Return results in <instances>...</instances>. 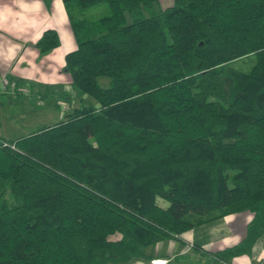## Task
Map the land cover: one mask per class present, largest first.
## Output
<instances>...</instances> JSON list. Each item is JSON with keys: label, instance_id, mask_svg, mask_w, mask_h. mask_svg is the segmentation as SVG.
I'll return each mask as SVG.
<instances>
[{"label": "trees", "instance_id": "trees-1", "mask_svg": "<svg viewBox=\"0 0 264 264\" xmlns=\"http://www.w3.org/2000/svg\"><path fill=\"white\" fill-rule=\"evenodd\" d=\"M61 2L74 97L57 98L79 102L0 138V264L135 263L241 212L244 237L207 256L248 253L264 230V0ZM34 46L48 53L56 32ZM249 55L247 71L233 66Z\"/></svg>", "mask_w": 264, "mask_h": 264}, {"label": "crops", "instance_id": "crops-1", "mask_svg": "<svg viewBox=\"0 0 264 264\" xmlns=\"http://www.w3.org/2000/svg\"><path fill=\"white\" fill-rule=\"evenodd\" d=\"M171 3L172 0H157L158 8ZM46 29L56 32L58 46L40 54L34 44ZM74 48L75 42L61 0H0V108L4 95H8L6 102H9V95L21 89L34 98V104L38 98L43 103L44 95L58 100L57 96L65 92L73 98L69 76L62 67L64 54ZM78 102L79 99L71 104L66 102L68 108L65 110L71 111ZM251 216L248 212L229 214L196 226L181 233L178 241L163 240L145 248V259L138 262L147 264L154 259L165 260L164 264H264V230L246 254L220 262L210 261L207 256L237 244L244 237ZM197 247L208 253L203 254ZM190 252L198 259L184 261Z\"/></svg>", "mask_w": 264, "mask_h": 264}, {"label": "rangeland", "instance_id": "rangeland-1", "mask_svg": "<svg viewBox=\"0 0 264 264\" xmlns=\"http://www.w3.org/2000/svg\"><path fill=\"white\" fill-rule=\"evenodd\" d=\"M158 7V5H156ZM103 8V5L100 6ZM100 7H98L100 9ZM91 18L97 16L91 9L87 11ZM254 63L253 55L243 57L233 63L234 67L242 71H247ZM99 83L102 85L107 82L104 77L98 78ZM24 89L16 90V94L9 95L10 101H7L8 95H4V103L1 104L0 108V125L2 131L0 130V136L6 141H12L14 138L27 136L41 127L50 126L56 121L60 120L64 116V107L68 106L64 102H57V99L52 97H47L43 99L41 105L34 104V98L30 97L28 93L24 92ZM56 96V93L54 94ZM92 104L94 101L86 96ZM160 205H166L165 202L159 200ZM111 239L117 238V235L110 237ZM153 251L152 247L150 249ZM184 261H194L198 258L195 257L191 252L184 257ZM180 262V263H184ZM110 264V263H109ZM121 264V263H119ZM128 264H132L131 262ZM147 264H151L149 261Z\"/></svg>", "mask_w": 264, "mask_h": 264}, {"label": "built area", "instance_id": "built-area-1", "mask_svg": "<svg viewBox=\"0 0 264 264\" xmlns=\"http://www.w3.org/2000/svg\"><path fill=\"white\" fill-rule=\"evenodd\" d=\"M0 144L3 145V146H6V143L3 142V141H0ZM151 264H164L165 263V260H151L150 261Z\"/></svg>", "mask_w": 264, "mask_h": 264}, {"label": "water", "instance_id": "water-1", "mask_svg": "<svg viewBox=\"0 0 264 264\" xmlns=\"http://www.w3.org/2000/svg\"><path fill=\"white\" fill-rule=\"evenodd\" d=\"M135 264H142L141 262H136Z\"/></svg>", "mask_w": 264, "mask_h": 264}]
</instances>
